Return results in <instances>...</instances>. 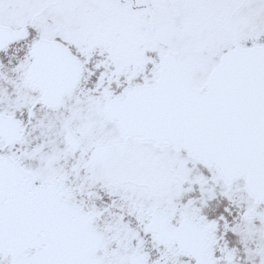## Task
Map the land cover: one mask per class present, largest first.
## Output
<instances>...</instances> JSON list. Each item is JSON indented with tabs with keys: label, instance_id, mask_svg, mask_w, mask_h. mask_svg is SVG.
Masks as SVG:
<instances>
[{
	"label": "snow or ice",
	"instance_id": "1",
	"mask_svg": "<svg viewBox=\"0 0 264 264\" xmlns=\"http://www.w3.org/2000/svg\"><path fill=\"white\" fill-rule=\"evenodd\" d=\"M0 264H264V0H0Z\"/></svg>",
	"mask_w": 264,
	"mask_h": 264
}]
</instances>
